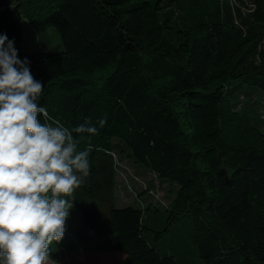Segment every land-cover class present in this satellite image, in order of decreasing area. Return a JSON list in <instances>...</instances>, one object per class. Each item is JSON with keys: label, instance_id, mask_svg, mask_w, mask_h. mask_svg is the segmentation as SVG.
I'll use <instances>...</instances> for the list:
<instances>
[{"label": "trees", "instance_id": "obj_1", "mask_svg": "<svg viewBox=\"0 0 264 264\" xmlns=\"http://www.w3.org/2000/svg\"><path fill=\"white\" fill-rule=\"evenodd\" d=\"M0 34L44 85L41 123L98 129L70 236L115 264H264V120L237 106L264 95V0H0ZM128 159L176 186L169 204H117Z\"/></svg>", "mask_w": 264, "mask_h": 264}, {"label": "clouds", "instance_id": "obj_2", "mask_svg": "<svg viewBox=\"0 0 264 264\" xmlns=\"http://www.w3.org/2000/svg\"><path fill=\"white\" fill-rule=\"evenodd\" d=\"M43 89L14 41L0 34V264H47L50 245L65 234L74 192L90 175L91 149L79 144L97 127L41 123V116L50 119L37 103Z\"/></svg>", "mask_w": 264, "mask_h": 264}, {"label": "rangeland", "instance_id": "obj_3", "mask_svg": "<svg viewBox=\"0 0 264 264\" xmlns=\"http://www.w3.org/2000/svg\"><path fill=\"white\" fill-rule=\"evenodd\" d=\"M41 40L44 46L51 50L63 49L60 35L53 28H49L46 32H42ZM22 46L26 49H33L36 46L31 34L27 33L22 41ZM246 104L250 112H254L256 115L259 114L261 119L264 120V95L258 94V96L255 95L250 99H247V96L241 95L237 105L238 108L241 109L245 107ZM123 165H125V169L119 176L122 189L121 192L117 191V204L122 203L119 206H126L128 204L137 205L136 199L139 197L140 201L138 202L141 205L151 200L161 205L169 204L171 188H175L176 186L162 183L152 172L146 171L145 168L138 167L131 159H128V162H125ZM133 175L139 178H133ZM142 186L146 187V189L137 192L141 190ZM145 197H147L146 200H144ZM82 223L80 210L74 206L70 210L69 217L66 219V231L61 240V252H64L58 262L55 261L56 263L54 262L53 264H115L118 257L113 252H106L103 250L93 251L104 247L103 242L95 236H93L91 240L75 239V237L70 236L68 232L80 227ZM53 245H55V242H53ZM71 250L73 251L72 254H70ZM50 257L52 259L55 258V254L50 255Z\"/></svg>", "mask_w": 264, "mask_h": 264}, {"label": "crops", "instance_id": "obj_4", "mask_svg": "<svg viewBox=\"0 0 264 264\" xmlns=\"http://www.w3.org/2000/svg\"><path fill=\"white\" fill-rule=\"evenodd\" d=\"M63 252H64V251H63ZM63 252H61V254H60L59 256H57L56 259L53 258L54 260L50 257L51 259L49 258L47 264H53L55 261L58 262V260L62 257L61 255L63 254ZM72 253H73V251L71 250L70 254H72ZM63 256H64V255H63ZM56 262H55V263H56Z\"/></svg>", "mask_w": 264, "mask_h": 264}, {"label": "built area", "instance_id": "obj_5", "mask_svg": "<svg viewBox=\"0 0 264 264\" xmlns=\"http://www.w3.org/2000/svg\"><path fill=\"white\" fill-rule=\"evenodd\" d=\"M134 176V178H139V177H137V176H135V175H133Z\"/></svg>", "mask_w": 264, "mask_h": 264}]
</instances>
